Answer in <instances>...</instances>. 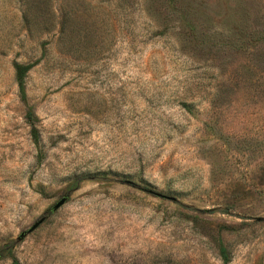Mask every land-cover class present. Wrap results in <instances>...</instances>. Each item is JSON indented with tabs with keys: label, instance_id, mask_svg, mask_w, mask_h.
<instances>
[{
	"label": "rangeland",
	"instance_id": "rangeland-1",
	"mask_svg": "<svg viewBox=\"0 0 264 264\" xmlns=\"http://www.w3.org/2000/svg\"><path fill=\"white\" fill-rule=\"evenodd\" d=\"M0 264H264V0H0Z\"/></svg>",
	"mask_w": 264,
	"mask_h": 264
},
{
	"label": "trees",
	"instance_id": "trees-1",
	"mask_svg": "<svg viewBox=\"0 0 264 264\" xmlns=\"http://www.w3.org/2000/svg\"><path fill=\"white\" fill-rule=\"evenodd\" d=\"M34 67V64H19L14 63L13 69H14V75H15V81L18 88V94L22 101L26 100V90H25V77L27 73ZM25 119L28 125L31 128V133L33 139L36 141L37 139V128L35 126L36 123V117L33 114V112L29 109L25 114Z\"/></svg>",
	"mask_w": 264,
	"mask_h": 264
},
{
	"label": "water",
	"instance_id": "water-1",
	"mask_svg": "<svg viewBox=\"0 0 264 264\" xmlns=\"http://www.w3.org/2000/svg\"><path fill=\"white\" fill-rule=\"evenodd\" d=\"M65 202V199H61L54 207H53V210H56L58 209L61 205H63V203ZM40 222H38L37 224L33 225L29 230H28V233L33 231L38 225H39ZM24 234H22L20 237L22 238Z\"/></svg>",
	"mask_w": 264,
	"mask_h": 264
}]
</instances>
